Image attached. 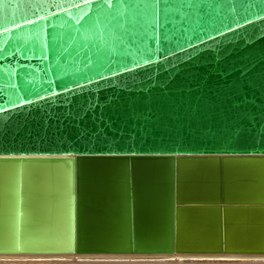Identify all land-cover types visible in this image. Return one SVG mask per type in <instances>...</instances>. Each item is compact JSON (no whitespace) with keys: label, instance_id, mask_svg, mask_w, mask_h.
I'll use <instances>...</instances> for the list:
<instances>
[{"label":"water","instance_id":"95a60500","mask_svg":"<svg viewBox=\"0 0 264 264\" xmlns=\"http://www.w3.org/2000/svg\"><path fill=\"white\" fill-rule=\"evenodd\" d=\"M59 3L66 0H0V23L37 21L0 27V246L64 241L71 251L0 254L76 252L82 219L93 228L107 221L94 211L106 207L108 188L121 196L114 220L134 237L146 216L137 197H148V214L159 188L166 201L153 212L164 224L145 230L161 233L169 253L264 255V18L244 23L253 0H210L207 15L169 0L147 25L143 0H121L106 11L122 28L103 27V15L96 28L76 24L84 0L40 13L47 22L32 15L37 4ZM185 31L215 39L193 41L196 51L164 41ZM146 48L153 63H143ZM25 92L32 103L21 105ZM109 147L117 154H106ZM157 162L167 163L162 182Z\"/></svg>","mask_w":264,"mask_h":264},{"label":"bare ground","instance_id":"6f19581e","mask_svg":"<svg viewBox=\"0 0 264 264\" xmlns=\"http://www.w3.org/2000/svg\"><path fill=\"white\" fill-rule=\"evenodd\" d=\"M151 164V163H150ZM166 165V166H165ZM87 166V165H86ZM156 179L159 182L164 181V171L160 168H168L167 163L157 162ZM162 173L160 172V170ZM159 178V179H158ZM162 179V180H161ZM159 189V188H158ZM152 192L151 208L149 207L148 214L145 210L148 197L146 195H139L137 205H140L141 214L145 215V221H139L137 228L135 227L134 237L130 236L129 225L116 222L114 219L117 217L115 213L118 209L117 203H120L118 197L120 192L107 189L104 195L106 207L98 214L97 218L104 217L102 227L95 226L88 223V220L82 219L79 224V242L78 250L71 254L55 253V254H0V264H264V255H175L169 253L171 249L168 245L163 243V235L155 233L154 236L146 234V228L149 230L156 227V230H162L164 218L161 216L157 208V212H153V206L156 205L158 209L161 205H165L166 197L158 191ZM102 193V188L100 195ZM112 193V195H111ZM125 194V192H123ZM113 195H116L113 197ZM110 196L113 197L110 199ZM125 196V195H124ZM89 205L86 203V207ZM91 207V206H90ZM117 209V210H116ZM97 211V212H96ZM145 213V214H144ZM153 213H156L154 215ZM155 216V218H153ZM89 219L90 217L86 215ZM96 217V216H95ZM144 219V217H142ZM113 219V220H112ZM81 220V218H80ZM114 221L113 223L110 221ZM144 222V224H143ZM140 224V230H139ZM60 247H69L67 242H57ZM131 249V250H128ZM136 249H142L137 251ZM132 251V253H130Z\"/></svg>","mask_w":264,"mask_h":264},{"label":"snow or ice","instance_id":"6c2138e0","mask_svg":"<svg viewBox=\"0 0 264 264\" xmlns=\"http://www.w3.org/2000/svg\"><path fill=\"white\" fill-rule=\"evenodd\" d=\"M75 0H66V3H59V4H50L48 8H45L43 4H37V8L39 9V12H33L32 15H35L38 17V19L43 22H47L48 17L47 16H42L40 13L48 11L50 8H65L66 4H74ZM84 3L87 5V9H80L79 5L77 4L76 7L78 10L83 11L84 15L76 20V24H81L82 22L86 27L90 28H96L98 27V20L97 18L101 15L105 17L106 23L103 25V27H107L110 24L114 23L115 27L122 28L123 24L121 21L118 19V16H112L110 12L106 10H111L112 8H119L121 6V0H84ZM161 3L164 5L165 8L169 6V0H143L142 7L145 10V24H152L153 21L149 19V17L155 18L156 15V10L160 7ZM258 5V7H257ZM136 6V5H132ZM183 7H188L192 8L195 10H200L201 15H207L206 11H203L204 9L208 8L211 6L210 0H183L182 3ZM252 7L255 8V11H252L249 16L244 17V23H251L253 19H261L264 18V0H253ZM99 10V11H97ZM54 15V14H53ZM64 15H68V12L65 11ZM23 20L25 24H31L33 26L36 25L37 21L32 20L28 16H20V17H13V18H5L2 23H0V27H5V30L8 31L6 28L7 24H15L17 26H21L19 24V21ZM168 21L165 20V23ZM234 24H236L237 27H240L239 21H233ZM223 28L225 31H230L231 30V25L223 23L222 24ZM212 31L215 32L217 35H222L220 28L213 27ZM11 34V33H10ZM204 37H207V39H212L214 40L215 37L212 35L211 32L204 31L203 36H201L197 32H188L185 31L181 35H179L175 40H170V38L165 35L164 36V41L167 43H174L175 47L177 49L183 48L185 45L187 47H192L193 51H196L193 41H198V42H204ZM162 48L164 51L168 52L169 54L172 53V48L168 47L167 44L162 43ZM151 48H146L145 52L148 53L147 55L143 56V63L144 64H150L153 63L151 59ZM157 52L160 51V49H156ZM94 62L89 59L88 64L91 65ZM133 64L136 66H139V63L137 61H133ZM98 67H104V65L98 64ZM121 68L124 69V65H121ZM127 70V69H124ZM109 71H113L112 69H109ZM113 74L115 72L113 71ZM95 75L100 76V72H96ZM84 79L88 80L90 77L85 75L83 77ZM75 83V81H73ZM51 85V82H49ZM56 87L61 88V89H66V85L63 83H60L56 85ZM46 91H51V88L47 89ZM37 96H39V93H37ZM10 104L13 106L16 105V100H10ZM19 103L21 105L23 104H30L32 101L28 98V93L25 92L23 96L19 97ZM91 150V149H90ZM223 151H227L226 149ZM257 151L264 152V149H259ZM106 154H117V150L114 148L109 147L106 150ZM131 250V249H128ZM137 251H141L142 249H136ZM169 251L171 249H168ZM183 250V249H182ZM202 251H221V249H201ZM260 249H246V248H225L223 251H258ZM0 251H7V252H12V251H71L70 247H64V248H51V247H44V248H39L35 247L31 244L29 240H25L23 244L19 242V240H14L11 242H4L3 246H0Z\"/></svg>","mask_w":264,"mask_h":264},{"label":"rangeland","instance_id":"374dc122","mask_svg":"<svg viewBox=\"0 0 264 264\" xmlns=\"http://www.w3.org/2000/svg\"><path fill=\"white\" fill-rule=\"evenodd\" d=\"M9 264H13V263L9 262Z\"/></svg>","mask_w":264,"mask_h":264}]
</instances>
